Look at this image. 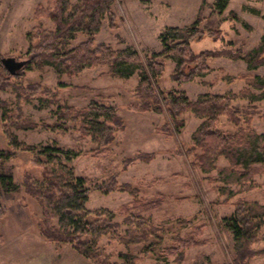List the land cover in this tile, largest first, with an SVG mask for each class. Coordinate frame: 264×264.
Masks as SVG:
<instances>
[{
  "label": "rangeland",
  "instance_id": "374dc122",
  "mask_svg": "<svg viewBox=\"0 0 264 264\" xmlns=\"http://www.w3.org/2000/svg\"><path fill=\"white\" fill-rule=\"evenodd\" d=\"M218 1L116 0L113 12L117 29L112 30L105 17L95 43L114 49H132L147 56L162 49L159 37L165 29L191 26L200 17L201 30L221 28L227 33L225 39L232 41L244 55L259 48L264 37V0H230L222 14L214 7ZM40 4L46 5V0H0V63L2 58L11 56L27 60L31 46L29 33L36 26L46 30L53 28L47 18L34 19L35 9ZM231 12H235L239 20L232 21ZM86 39L79 34L69 49ZM218 46L208 38L194 49L212 50ZM210 65L214 68L212 74L191 83L178 84L169 80L174 64L168 62L160 87L165 91L184 92L191 100H197L207 94L238 93L247 86L244 81L228 83L226 75L246 74L250 78L264 79V66L250 69L244 60L217 58L211 60ZM0 73L4 75L1 70ZM138 81L136 76L129 80L114 78L102 66L85 68L79 75L70 77L57 73L52 66L34 65L21 77H13L4 89L0 88V152L10 150L9 132L26 145L80 152L81 155L72 156L68 162L59 153L79 177L102 182L116 175L120 185L137 187L142 205H132L134 197L129 192L104 194L95 191L89 196L87 209L111 210L123 235L130 228L126 220L134 215L150 220L152 225L163 230L159 234L162 239L152 240L154 246L147 253L144 250L149 243L125 245L117 238L103 237L99 248L112 263L123 264L119 254L128 253L135 256V264H232L234 240L222 226V220L233 214L234 202L239 199L264 205V174L255 177L257 188L254 190L241 193L240 186L227 185L229 190L238 193L229 203H224L227 196L219 192L224 184L216 180L228 167L227 160L220 158L216 170L205 174L194 167L193 154L188 153L193 143L192 135L201 121L188 113L185 127L179 134L172 138L163 136L158 130L167 121L165 114L128 109V105L136 104L134 90ZM91 102L116 106L126 126L124 132L118 133L116 142L100 152L94 151L95 144L83 136L79 122L59 119L57 115L62 107L80 111ZM233 105L243 116L253 118L252 125L257 132L264 133V119L261 118L264 101L243 99ZM5 110L11 111L13 124L3 120ZM19 112L25 122L34 127L20 128L22 124L15 119ZM223 120L226 122L225 118ZM222 129L235 131L227 122ZM139 152L154 153L155 157L150 163L137 161L124 169V162ZM33 158V154L25 150H16L11 159L0 157V176L11 175L19 186L13 193H3L0 186V205L5 208L0 226V264H92L77 255L71 245H56L42 237L39 229L43 219L41 209L25 194L23 187L25 173L41 178L39 169L32 163ZM125 205L129 209L121 210ZM198 228H202L198 240L203 241V245L188 248L181 263H177L175 257H166L168 249L176 246L177 237L195 236ZM254 248L261 250L264 243ZM248 264H264V256H257Z\"/></svg>",
  "mask_w": 264,
  "mask_h": 264
},
{
  "label": "trees",
  "instance_id": "16d2710c",
  "mask_svg": "<svg viewBox=\"0 0 264 264\" xmlns=\"http://www.w3.org/2000/svg\"><path fill=\"white\" fill-rule=\"evenodd\" d=\"M230 0H219L216 10L222 14ZM116 0H46V5H38L34 19L51 20L53 28L46 30L36 26L29 33L31 39L28 63L16 76L11 75L0 63V88L4 89L13 77H21L34 65L52 66L57 73L70 77L79 75L85 68L106 67L108 74L114 78L129 80L138 78L134 90L136 104L128 105L130 111L138 113L165 114L167 121L159 128V133L167 138L179 134L185 127V115L191 113L200 120V125L192 135L193 143L188 149L193 154V165L203 173L209 174L216 170L220 158L228 162V167L219 173L216 180L224 186L219 188L222 196H227L224 203H229L238 192L229 190L227 185H238L240 192L257 188L254 179L264 174V133L257 132L252 123L253 118L243 116L233 103L237 100L249 99L251 102L264 101V79L250 78L246 74L238 76L226 75L225 79L232 84L244 81L247 86L238 93L229 92L225 95L207 94L197 100H191L186 93L171 90L165 91L160 83L165 78L168 62L174 64L169 80L178 84L191 83L197 78L206 77L214 72L210 62L217 58L244 60L250 69L264 66V37L259 48L244 55L235 44L226 40L227 33L221 28L207 31L201 30L199 17L191 26L170 27L165 29L159 39L162 49L151 55L142 56L132 49H114L107 44H96L95 37L103 27V19L108 18L110 28L117 29L113 6ZM232 21L239 20L235 12H231ZM79 34L87 39L69 49ZM211 38L219 44L212 50L199 51L197 45ZM216 45V44H215ZM7 76L6 79L3 78ZM1 79L3 81H1ZM205 84V83H203ZM260 93H254L251 88ZM11 111L5 110L4 121L13 124ZM59 119H72L80 123V131L89 137L100 152L112 146L119 132L126 129L124 119L118 114L116 106L91 102L85 109L75 111L70 107H62L57 114ZM235 131L226 132L222 128L224 119ZM264 119V114L261 116ZM24 129L34 127L27 124L21 113L15 117ZM8 152L1 151L3 159L13 158L16 150H25L33 154V165L40 171V179L25 173L23 187L25 194L34 200L42 212L40 233L48 242L63 245L69 244L80 257L92 264L112 263L99 242L105 236L117 238L125 245L149 243L144 253L154 246L151 241L161 240L162 228H157L150 220L133 216L126 222L129 229L123 235L121 225L114 222L115 214L109 209L91 211L87 209L89 196L99 191L104 194L129 192L134 197L132 205H142L140 191L132 184L120 185L117 176L113 175L105 181L79 177L59 153L68 162L72 156L81 155L77 151L65 152L59 148L47 146L36 147L19 142L8 132ZM88 155V154H85ZM154 153H138L134 158L124 162V169L137 161L150 163ZM3 193L18 191L19 186L11 175L0 176ZM0 205V226L4 213ZM129 206L121 207L128 210ZM222 226L231 233L234 240V260L232 264H248L257 256H264V248L255 250V245L264 243V205L247 203L240 199L234 202V212L222 220ZM202 228H198L195 236L176 238V246L169 248L166 257H175L177 263L184 260L185 251L194 246L203 245L198 240ZM123 264H135L132 254L120 253Z\"/></svg>",
  "mask_w": 264,
  "mask_h": 264
},
{
  "label": "water",
  "instance_id": "95a60500",
  "mask_svg": "<svg viewBox=\"0 0 264 264\" xmlns=\"http://www.w3.org/2000/svg\"><path fill=\"white\" fill-rule=\"evenodd\" d=\"M1 63L11 75L16 76L27 65L28 60H18L17 57L11 56L2 58Z\"/></svg>",
  "mask_w": 264,
  "mask_h": 264
}]
</instances>
